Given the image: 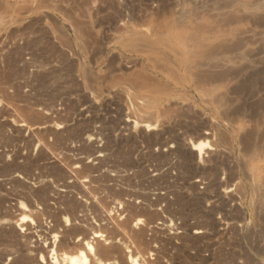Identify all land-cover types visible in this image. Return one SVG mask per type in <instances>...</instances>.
Here are the masks:
<instances>
[{
	"label": "rangeland",
	"instance_id": "rangeland-1",
	"mask_svg": "<svg viewBox=\"0 0 264 264\" xmlns=\"http://www.w3.org/2000/svg\"><path fill=\"white\" fill-rule=\"evenodd\" d=\"M0 1V7H2L0 8L1 14L4 4L10 2L11 0ZM125 1L129 2L126 3ZM125 1L108 0L103 3L102 6L104 5V12L101 11V13L103 14H100L103 18L99 16L98 13V21L91 24H86L87 30L86 28H82L86 25H81L79 27L76 26L75 30V26L73 25V27L72 25L67 24V22L64 21V17L60 13H56L58 19L60 18L59 23L52 24L49 21H37V17H39L38 14L30 15L31 13L28 12L24 13L14 11L13 14L16 16L17 23H14L10 26L6 25L7 28L5 27V25L0 26V143H2L0 144V148L2 147L0 149V152H2L0 153V264H41L42 262L44 264H69V260L67 259V257L71 258L77 256V251H73V249H71L73 248V246L69 244V242H67L69 233H67L68 235L64 234L58 237L55 241L56 243H53L54 245L51 243H46L47 245H49L47 246L45 244L46 238H48L49 241L53 242V239L55 238L57 232H53L48 229V226L51 222L50 219L46 217V215L48 216L47 212H45L43 207L40 205L39 200L37 199V193L44 188L45 184L59 187L58 180H60L62 173L60 168H64L65 166H67L65 168L70 169L71 167L76 165V160L80 157L84 159L85 163H90V156L94 152H92V150L95 149H97V154H100L101 158L104 160H100L101 162L97 161V167H99L94 170L96 174L94 171H91L87 174L91 175L93 178H95L96 176L98 177V180L97 178H95L96 180L93 179L92 182V185H98L97 193H99V195L97 194V197L99 199L101 197V199L103 198L105 200L110 199L114 197L115 190L117 192L120 190L119 188H121V190L125 188L124 190L131 191L132 193H129L134 195L133 200L135 205L137 204L138 207H135L133 210L142 212L143 216L141 215V217L146 219L148 218L149 220H145V222H148L146 223L147 230L145 232V238L147 240H145L146 244L143 243L144 246L142 245V243H136L132 241V238H129L131 236L124 226L125 222L122 223L124 220L121 219L122 225L120 227V230L121 232L123 231V233H121L122 236L121 234H109L107 237H104L102 242V249L99 247L100 249L98 250H102L103 255L100 254L102 252L97 251V255L90 258V264H121L120 261H118L120 250L127 251L130 254L129 257L131 261L137 260L139 259L140 255L138 254V252L140 253V250H143L142 248L147 249L149 247L155 249L158 248L157 250L159 259H161V262L164 260L163 263L165 264H168V262H171V264H264V0ZM167 1L169 2V4L167 3ZM238 2L241 4V6ZM243 2H245L247 5ZM257 2L261 4L258 5ZM163 3H166V5ZM117 5H119V7ZM242 5L244 7H242ZM156 6L158 8H156ZM159 6L163 8H160ZM106 7L108 11H106ZM248 7H250L251 9ZM141 8L142 10H140ZM143 8L145 11L143 10ZM132 9L134 10L133 15H130V10ZM185 9L187 11H185ZM110 10L112 14L110 13ZM119 10L125 11V13L123 14L124 16H119V13H117V11ZM183 10L186 13L185 15H183ZM217 10L221 11L219 12ZM225 10L227 11L225 12ZM228 10L233 11L230 12ZM155 11H157L158 13H156ZM240 11L242 14L240 13ZM222 12H225L227 14ZM178 13L180 15H178ZM201 13H204V16ZM106 14L108 15L106 16ZM163 15L165 16V18L163 17ZM190 15L191 17H189ZM195 15L198 16L196 17ZM233 15L236 17H234ZM105 16L107 18H104ZM138 16L139 18H137ZM229 16L232 18H230ZM113 19L125 20L130 23H134L140 19L143 21L146 20L145 25L151 26L154 35L162 38L163 43H157L155 49L150 50L146 49V47L140 45L137 42L135 44L126 39L123 40L122 38H117V25L116 23H114ZM230 19L232 21H230ZM45 22L53 26H50ZM29 23L31 26L29 25ZM169 23L171 24L170 27ZM183 23L186 24L184 25ZM200 23H202L203 25L201 24V26ZM212 23L214 24V26ZM195 25H197V27ZM207 25L210 26L208 27L209 30L208 28H205L207 27ZM114 26L116 27L114 28ZM236 28L240 30H236ZM24 29H26V31L22 32L21 30ZM27 29H29V32L27 31ZM78 30L81 31L79 32ZM105 30H107L108 32ZM178 30H180L181 32ZM42 31H44V33ZM54 32H58V34L60 35ZM187 32L191 34H186ZM15 33H18L20 35H14ZM53 33L54 35H52ZM192 33H194L193 38ZM197 33L199 34V37L196 35ZM10 34H13L14 36H10ZM32 34H34V36ZM63 35L64 37H66L63 38ZM75 35L77 37H75ZM92 35L96 37L94 38ZM9 36L11 37V39L9 38ZM15 36L17 38L14 40ZM200 36H202V38H200ZM226 36L229 38H227ZM24 37L25 41H23ZM177 37H179L180 39ZM18 38V43H14V41H16ZM26 38L28 39L26 40ZM45 38L48 39L46 40ZM61 38L65 40L61 41ZM98 38L100 40L102 39L103 42L98 40ZM213 38H215V40ZM51 39L52 41H50ZM163 39L165 42L163 41ZM202 39L204 40L202 41ZM180 41L183 43H181ZM186 41H188V46L187 44H185ZM235 41L236 43H233ZM49 42H51L52 44ZM86 43H88V45H86ZM238 43L242 44L243 46L240 44V46H238ZM167 44L171 45L170 47L172 48L175 46L176 47L172 50L166 47ZM79 45H81V47H78ZM212 45H214V47H212ZM232 46L237 49H234ZM247 47H249L248 49H250L251 47L254 50H246V52L244 49H247ZM138 48H140L141 50H139ZM78 49L80 52L78 51ZM84 49L87 51V53ZM223 49L224 52H222ZM129 50H131V52ZM63 51L64 53H62ZM239 52L242 53V55L239 54ZM53 53H58L59 57L56 56V54L54 55ZM78 53H80V55H78ZM134 55L136 56V58ZM234 55L237 57H235ZM51 56L52 58L50 59ZM140 56L142 57V59ZM219 56H221L222 58ZM75 58L77 62L76 60H74ZM57 59L58 62L56 61ZM235 59L239 63L236 62ZM179 62L181 65L179 64ZM214 63L216 64V67ZM164 65L167 70L165 68H162ZM136 66L138 67L136 68ZM141 67H143L144 69H140ZM236 67L238 68V70ZM86 68L88 69L85 70ZM178 68L179 71L177 70ZM191 68L194 70L196 69L197 71L191 70ZM198 68L199 71L202 70L200 71L202 73L198 72ZM233 68L235 70H233ZM137 69H139V72L144 71L143 76L141 72L139 73L137 71ZM207 69L208 72L206 71ZM222 70L227 73H222ZM79 71L82 74L80 75L81 77L79 76ZM90 71H92L93 73ZM133 71L137 72V74H135ZM187 71L189 73L191 72V75ZM212 72H215V75ZM120 73L121 76H124V78L121 77L122 80H120L119 77ZM138 73L141 74L142 77L139 76ZM199 73L202 75H200ZM218 73L220 74V76ZM198 74L200 75V77H198ZM205 74L207 75L206 77L208 81L206 79V81L204 80ZM208 74L211 77L208 78ZM2 75H4L5 78ZM154 75L155 77H153ZM216 75L219 77H217ZM102 76L104 77V79ZM112 76L114 77L113 80L111 79ZM125 76H127V79H125ZM196 76L198 77V79H201L203 77V79L199 81L200 83L195 80L197 79ZM118 77L119 80L117 79ZM134 77L135 80H137L138 84L133 83ZM148 78L151 79L149 80ZM153 78H156L158 80ZM81 79H84L85 82ZM138 79L141 80V83L144 82V85L140 83L143 88L139 86ZM188 79L191 80L189 81ZM145 80L149 81V86L147 85L148 83L145 85ZM123 81H125L126 84L123 85V83H125ZM156 81H160V84L163 81L162 84L165 86V88L162 86V84H156ZM75 82H78L79 84L77 83V85H74L76 84ZM92 82L93 84L97 83L99 87L97 86V84H95L96 86L91 84ZM165 82L167 83L166 85L164 84ZM89 83L91 86L88 85ZM119 83L120 85H118ZM130 83L132 84V86ZM211 83L213 86L211 85ZM154 85H156L159 89H156ZM159 85L162 87H160ZM206 85H208V88H206ZM210 85L212 86V88ZM167 86H170L169 89ZM91 87L94 88L92 89ZM145 87L150 91L148 92ZM149 87L154 88V90ZM16 88H18L20 91ZM175 88L176 91H174ZM206 89H208L209 91ZM222 89H224V91ZM102 91H104V93ZM115 92H118L121 97H119V95ZM222 92L224 94H222ZM164 93H166L167 96ZM122 96L124 98H122ZM121 98L123 100H121ZM131 98L133 99L132 101H134L135 99L136 103L132 102ZM142 98L144 99L142 100ZM128 100L129 103L131 101V105L128 103ZM149 101L150 103L154 101V104H150ZM6 103L9 105H7ZM102 103L105 105H103ZM126 103L129 105H127ZM140 103L143 105H141ZM144 103L147 105H145ZM21 104L22 106H20ZM88 105H90V108ZM136 106L137 109H140L141 111L135 109ZM145 111L147 112L145 113ZM128 112L130 116L129 114H127ZM133 116H137L138 119L137 117L134 118ZM139 117L141 118V120ZM80 122L82 123V125L80 124ZM38 127L41 129H38ZM85 127H87L88 130L87 128L85 129ZM82 128H84V130ZM150 129H152L153 131ZM29 133L34 135L32 136ZM63 134L64 138H62ZM55 135H59V138ZM216 135H220L219 138H217ZM31 136L33 138H31ZM28 137L30 140H24V138L28 139ZM82 138L91 140L81 146ZM46 141L49 142L48 146L53 147L52 149H49L48 147L47 150L49 151H47L45 148L47 146ZM44 142L46 143V145H44ZM78 142H80L81 144H79ZM78 145L82 148V150ZM24 146L26 147L24 148ZM29 146L30 148H28ZM75 146H77V148H79L80 150L75 148ZM90 146L92 147V149ZM98 147L100 148L98 149ZM67 148L69 150H67ZM51 150L53 153L51 152ZM211 150L212 152H209ZM218 150H220L224 155H222ZM40 151L44 156L40 153ZM46 155L50 156L47 158ZM106 155L108 156L106 157ZM22 157H24V160L22 159ZM74 157L77 158L74 159ZM28 159H30V161ZM106 160L108 162H106ZM60 164H62L61 167H59ZM110 165H114L115 167ZM100 170L105 172L102 174ZM57 172L58 174H60L59 176ZM53 175H56V178H54L56 183L53 182ZM110 175L112 177H110ZM115 175L118 177H115ZM57 178H59L57 180L58 182L56 181ZM100 179H102V181ZM119 179L122 181H120ZM16 182L18 184H16ZM114 183L116 185H114ZM103 185L104 188L102 187ZM107 185H111V187L108 188L109 186L107 187ZM164 186H166V188ZM105 187H107V191ZM159 187L162 189H160ZM170 190L171 192H168ZM109 191L111 192L108 193ZM200 191L202 193H200ZM172 192L174 194H172ZM140 193H142L141 195L146 200L143 199ZM100 194H103V196H100ZM105 195L107 196L105 197ZM158 195H160V197L164 195L165 197L162 196V198H160ZM172 197H174L175 200ZM159 198L160 200H158ZM156 199L159 201V203L158 201H156ZM30 201L31 203H26ZM138 202L147 205H139ZM31 204H34V207H31ZM164 205L168 208V210L166 207L164 209ZM20 207L22 208L21 210ZM163 209L164 212L166 210V213L163 212ZM169 209L172 211V214H169L171 212H168ZM28 210L32 211V213ZM155 214L157 215V218L155 217ZM168 214L172 216L170 217ZM173 214L175 218H173ZM159 215L161 216L159 217ZM24 222L31 225L30 230L26 229V226L23 225ZM21 224L23 225V228ZM74 224L77 225V222H75ZM184 226H186L187 229H185L186 227ZM21 228L26 234L25 237H22L19 232L20 230H22ZM102 229L104 230L102 224L97 220V231L102 233ZM160 229H164L163 232H161ZM196 230H200L201 232L197 235L194 233V231ZM179 234L183 235L180 236ZM128 238L130 239V242H128ZM155 240H157L158 242L156 241L155 243ZM58 242H62L63 244L60 249L56 247ZM129 243L132 244L129 245ZM22 244H24L23 247H21ZM161 246H165L163 247L164 249H162ZM159 248L161 249L159 250ZM112 249H115L116 252H114V250ZM44 250L46 253L44 252ZM193 252L195 254H193ZM191 254L193 255L191 256ZM198 255L200 256L198 257ZM41 258H43V260Z\"/></svg>",
	"mask_w": 264,
	"mask_h": 264
},
{
	"label": "bare ground",
	"instance_id": "bare-ground-1",
	"mask_svg": "<svg viewBox=\"0 0 264 264\" xmlns=\"http://www.w3.org/2000/svg\"><path fill=\"white\" fill-rule=\"evenodd\" d=\"M4 1V0H3ZM106 1H108V0H11L10 2H8V3H5L4 4V6H3V10H2V13L0 14V26H3V25H5V27H6V25H13L14 23H17V21H16V16L13 14V12L14 11H16V12H24V13H26V12H28V13H31L30 15H32V14H38L39 15V17H37L38 18V20L37 21H46V22H50V23H52V24H57V23H59V19H58V17H57V14L56 13H60L63 17H64V21L65 22H67V24H70V25H74L73 27L75 28V30H76V26L77 27H79V26H83V25H86V24H91V23H94V22H97L98 20H97V14L99 13V16H101L103 13H101V11H103L104 10V8H103V6H102V4L103 3H105ZM111 1V0H110ZM125 1V0H124ZM130 1H132V0H130ZM145 1V0H144ZM152 1V0H151ZM156 1H158V0H156ZM234 1V0H233ZM240 1V0H239ZM251 1V0H250ZM252 1H254V0H252ZM117 2V1H116ZM126 3L127 2H129V1H125ZM147 2V1H146ZM172 2V1H171ZM213 2V1H212ZM0 3H1V1H0ZM136 3H137V1H136ZM139 3V2H138ZM140 3H141V1H140ZM143 3V2H142ZM167 3L169 4V2L167 1ZM187 3H188V1H187ZM203 3V2H202ZM231 3V2H230ZM239 3V2H238ZM238 3H237V5H238ZM243 3H245V2H243ZM258 3V5L259 4H261V3H259V2H257ZM113 4V3H112ZM115 4H117V3H115ZM114 4V5H115ZM118 4H119V2H118ZM162 4V3H161ZM163 4H165L166 5V3H163ZM236 4V3H235ZM240 4V3H239ZM246 4V3H245ZM113 5V6H114ZM124 5V4H123ZM148 5V4H147ZM146 5V6H147ZM156 5V4H155ZM175 5V4H174ZM244 5V4H243ZM242 5V7H244ZM247 5V4H246ZM245 5V6H246ZM255 5V4H254ZM108 6V5H107ZM112 6V7H113ZM118 7H119V5H117ZM141 6H143V5H141ZM162 6V5H161ZM180 6V5H179ZM179 6H176V7H179ZM214 6V5H213ZM212 6V7H213ZM226 6V5H225ZM228 6V5H227ZM236 6V5H235ZM240 6H241V4H240ZM249 6V5H248ZM145 7V6H144ZM149 7V6H148ZM160 7V6H159ZM183 7V6H182ZM181 7V8H182ZM220 7H221V5H220ZM219 7V8H220ZM255 7H258V6H255ZM261 7V6H260ZM0 8H2V7H0ZM116 8V7H115ZM130 8H133V7H130ZM136 8H138V7H136ZM154 8V7H153ZM156 8H158L157 6H156ZM160 8H163V7H160ZM165 8V7H164ZM168 8V7H167ZM214 8H217V7H214ZM248 8H250V7H248ZM248 8H246V9H248ZM110 9H111V7H110ZM149 9V8H148ZM176 9V8H175ZM174 9V10H175ZM184 9V8H183ZM193 9V8H192ZM192 9H190V10H192ZM195 9V8H194ZM224 9V8H223ZM230 9V8H229ZM239 9V8H238ZM251 9V8H250ZM117 10V9H116ZM122 10H123V7H122ZM139 10V9H138ZM140 10H142V8L140 9ZM143 10H144V8H143ZM147 10V9H146ZM154 10H156V9H154ZM172 10V9H171ZM173 10V11H174ZM241 10V9H240ZM253 10H255V9H253ZM106 11H108L107 10V7H106ZM115 11V10H114ZM113 11V12H114ZM133 9L132 10H130V15H133ZM145 11V10H144ZM181 11V10H180ZM184 11V10H183ZM185 11H187L186 9H185ZM185 11L183 12L184 14L183 15H185L186 13H185ZM195 11V10H194ZM199 11V10H198ZM197 11V12H198ZM216 11V10H215ZM217 11H221V10H217ZM227 10H225V12H226ZM228 11H230V10H228ZM231 11H233V10H231ZM230 11V12H231ZM245 11V10H244ZM104 12V11H103ZM116 12V11H115ZM150 12H151V10H150ZM156 13H158L157 11H155ZM165 12H166V10H165ZM225 12H222V13H225ZM235 12V11H234ZM110 13H111V10H110ZM117 13H119V16H122L124 13H125V11H121V10H119V11H117ZM146 13V12H145ZM180 13V12H179ZM178 13V15H180ZM189 13V12H188ZM205 13V12H204ZM204 13L202 14L203 16H204ZM238 13V12H237ZM240 13H241V11H240ZM252 13H253V11H252ZM101 14V15H100ZM105 14V13H104ZM112 14V13H111ZM135 14V13H134ZM151 14V13H150ZM167 14V13H166ZM190 14V13H189ZM196 14V13H195ZM225 14H227V13H225ZM230 14H232V13H230ZM242 14V13H241ZM108 14H106V16H107ZM118 15V14H117ZM138 15V14H137ZM147 15V14H146ZM152 15V14H151ZM155 15V14H154ZM153 15V16H154ZM173 15V14H172ZM182 15V16H183ZM200 15V14H199ZM202 15H201V17H202ZM215 15V14H214ZM239 15V14H238ZM98 16V17H99ZM104 17V18H107V17ZM118 16V17H119ZM124 16V15H123ZM136 16V15H135ZM142 16V15H141ZM145 16V15H144ZM158 16V15H157ZM196 17L198 16V15H195ZM210 16V15H209ZM218 16V15H217ZM227 16V15H226ZM234 16V15H233ZM248 16V15H247ZM35 17V16H34ZM33 17V18H34ZM102 17V16H101ZM163 17L165 18V16L163 15ZM189 17H191V15L189 16ZM230 17V16H229ZM234 17H236V16H234ZM233 17V18H234ZM103 18V17H102ZM102 18H99V19H102ZM120 18H123V17H120ZM137 18H139V16L137 17ZM155 18H157V17H155ZM193 18V17H192ZM230 18H232V17H230ZM29 19V18H28ZM32 19V18H31ZM109 19V18H108ZM143 19V18H142ZM145 19V18H144ZM176 19V18H175ZM182 19H183V17H182ZM190 19V18H189ZM226 19H227V17H226ZM225 19V20H226ZM229 19V18H228ZM246 19V18H245ZM30 20V19H29ZM111 20V19H110ZM114 20V23H116V25H117V28H116V33H117V35H116V37L117 38H122L123 40L124 39H126V40H128V41H130V42H133V43H135L136 44V42L137 43H139L140 45H143L144 47H146V49H150V50H154L155 49V46H156V44L157 43H161L162 42V38H160V37H158V36H156V35H154V32H153V30H152V28H151V26H148V25H145V21H143V20H138V21H136V20H134V21H136V22H134V23H130V22H128V21H125V20H115V19H113ZM131 20V19H130ZM172 20H173V18H172ZM215 20V19H214ZM20 21V20H19ZM18 21V22H19ZM32 21V20H31ZM109 21V20H108ZM132 21V20H131ZM171 21V20H170ZM178 21V20H177ZM189 21V20H188ZM210 21V20H209ZM230 21H232L231 19H230ZM45 22V23H46ZM100 22V21H99ZM149 22V21H148ZM204 22V21H203ZM213 22V21H212ZM225 22V21H224ZM228 22V21H227ZM257 22V21H256ZM40 23V22H39ZM172 23V22H171ZM179 23V22H178ZM191 23H192V21H191ZM207 23V22H206ZM209 23V22H208ZM222 23V22H221ZM27 24H28V22H27ZM46 24H48V23H46ZM157 24V23H156ZM177 24V23H176ZM184 24V23H183ZM186 24V23H185ZM184 24V25H185ZM190 24V23H189ZM188 24V25H189ZM193 24H195V23H193ZM193 24H192V26H193ZM202 23H200V25H201ZM213 24V23H212ZM217 24V23H216ZM223 24H225V23H223ZM29 25H30V23H29ZM48 25H50V26H53V25H51V24H48ZM63 25V24H62ZM103 25V24H102ZM170 23H169V27H170ZM191 25V24H190ZM203 25V24H202ZM201 25V26H202ZM31 26V25H30ZM40 26V25H39ZM47 26V25H46ZM58 26V25H57ZM156 26V25H155ZM168 26V25H167ZM177 26V25H176ZM196 27H197V25H195ZM194 26V27H195ZM213 26H214V24H213ZM221 26V25H220ZM258 26V25H257ZM18 27V26H17ZM35 27V26H34ZM55 27V26H54ZM54 27H52V28H54ZM59 27V26H58ZM87 27V25L85 26V27H82V28H86ZM102 27V26H101ZM107 27V26H106ZM116 26H114V28H115ZM205 27V26H204ZM208 27H210V26H208L207 25V27H205V28H208ZM211 27H212V25H211ZM4 28V27H3ZM2 28V29H3ZM7 28V27H6ZM13 28V27H12ZM29 28V27H28ZM36 28V27H35ZM41 28H42V26H41ZM50 28V27H49ZM74 28H72V29H74ZM81 28V29H82ZM93 28V27H92ZM112 28V27H111ZM166 28V27H165ZM164 28V29H165ZM182 28V27H181ZM216 28V27H215ZM1 29V30H2ZM5 29V28H4ZM15 29V28H14ZM21 29V28H20ZM30 29V28H29ZM29 29H27V31L29 30ZM34 29V28H33ZM89 29V28H88ZM168 29V28H167ZM177 29V28H176ZM180 29V28H179ZM194 29V28H193ZM200 29V28H199ZM202 29V28H201ZM238 28H236V30H237ZM35 30V29H34ZM39 30H42V29H39ZM44 30V29H43ZM55 30V29H54ZM53 30V31H54ZM85 30V29H84ZM86 30H87V28H86ZM102 30V29H101ZM174 30V29H173ZM183 30H184V28H183ZM192 30V29H191ZM208 30H209V28H208ZM215 30V29H214ZM219 30V29H218ZM238 30H240V29H238ZM242 30V29H241ZM17 31V30H16ZM16 31H14V32H16ZM22 32L23 31H26V29H24V30H21ZM57 31H58V29H57ZM79 31V30H78ZM81 31V30H80ZM79 31V32H80ZM103 31V30H102ZM105 31H107V30H105ZM170 31V30H169ZM168 31V32H169ZM178 31H180V30H178ZM190 31V30H189ZM211 31V30H210ZM29 32V31H28ZM43 33H44V31H42ZM47 32H49V31H47ZM60 32V31H59ZM76 32V31H75ZM74 32V33H75ZM84 32V31H83ZM85 32H87V31H85ZM100 32V31H99ZM108 32V31H107ZM181 32V31H180ZM179 32V33H180ZM219 32V31H218ZM222 32V31H221ZM7 33V32H6ZM13 33V32H12ZM32 33V32H31ZM54 33H56V32H54ZM54 33L52 34V35H54ZM66 33V32H65ZM90 33V32H89ZM93 33V32H92ZM91 33V34H92ZM102 33V32H101ZM18 34V33H17ZM16 33L14 34V35H17ZM36 34V33H35ZM56 34H58V32L56 33ZM63 34V33H62ZM61 34V35H62ZM79 34V33H78ZM86 34V33H85ZM88 34V33H87ZM99 34V33H98ZM111 34V33H110ZM186 34H191V33H186ZM193 34L194 33H192V38H193ZM207 34V33H206ZM13 34L11 35L10 34V36H14ZM20 34H18L17 36H19ZM29 35V34H28ZM33 36H34V34H32ZM38 35V34H37ZM36 35V36H37ZM58 35H60V34H58ZM70 35V34H69ZM81 35V34H80ZM84 35V34H83ZM106 35V34H105ZM108 35V34H107ZM160 35H162V34H160ZM159 35V36H160ZM176 35V34H175ZM183 35V34H182ZM185 35V34H184ZM197 36L199 35L198 33L196 34ZM221 35V34H220ZM226 35V34H225ZM4 36V35H3ZM6 36V35H5ZM9 36V38L11 39V37ZM23 36V35H22ZM30 36V35H29ZM29 36H28V38H29ZM56 36V35H55ZM73 36V35H72ZM85 36V35H84ZM84 36H83V38H84ZM93 36V35H92ZM103 36V35H102ZM114 36V35H113ZM165 36H167V35H165ZM164 36V37H165ZM181 36V35H180ZM208 36V35H207ZM222 36V35H221ZM26 37V36H25ZM25 37H24V40L23 41H25ZM31 37V36H30ZM47 37V36H46ZM58 37V36H57ZM57 37H55V38H57ZM66 37V36H65ZM64 37V35H63V38H65ZM75 37H77L76 35H75ZM94 37V36H93ZM96 37V36H95ZM94 37V38H95ZM100 37H101V35H100ZM163 37V36H162ZM199 37V36H198ZM203 37H204V35H203ZM211 37V36H210ZM224 37V36H223ZM227 37V36H226ZM8 38V37H7ZM6 38V39H7ZM17 37L15 36L14 37V40L16 39ZM28 38H26V40L28 39ZM60 38V37H59ZM80 38V37H79ZM86 38V37H85ZM166 38V37H165ZM170 38V37H169ZM177 38H179V37H177ZM184 38V37H183ZM200 38H202V36H200ZM221 38V37H220ZM227 38H229V37H227ZM46 39V38H45ZM48 39V38H47ZM46 39V40H47ZM62 39V38H61ZM67 39V38H66ZM76 39V38H75ZM81 39H82V37H81ZM168 39V38H167ZM166 39V40H167ZM180 39V38H179ZM214 40H215V38H213ZM13 40V41H14ZM19 40V38L16 40V41H14V43L16 42V43H18L17 41ZM63 40H65V39H62L61 41H63ZM86 40V39H85ZM98 40H100L99 38H98ZM118 40V39H117ZM177 40V39H176ZM186 40V39H185ZM198 40V39H197ZM204 39H202V41H203ZM208 40V39H207ZM211 40H212V38H211ZM221 40V39H220ZM232 40V39H231ZM2 41H5V40H2ZM13 41H11V42H13ZM21 41H22V39H21ZM29 41V40H28ZM28 41H26V42H28ZM50 41H52V39L50 40ZM72 41V40H71ZM88 41V40H87ZM100 41H102V39L100 40ZM163 41H164V39H163ZM171 41V40H170ZM178 41V40H177ZM193 41V40H192ZM192 41H190V42H192ZM200 41V40H199ZM206 41V40H205ZM204 41V42H205ZM218 41V40H217ZM243 41V40H242ZM254 41V40H253ZM10 42V41H9ZM56 42V41H55ZM60 42V41H59ZM86 42V41H85ZM103 42V41H102ZM108 42V41H107ZM165 42V41H164ZM181 42V41H180ZM185 42V41H184ZM187 42L188 41H186V43L185 44H187ZM207 42V41H206ZM223 42V41H222ZM230 42V41H229ZM247 42V41H246ZM20 43H22V42H20ZM49 43H51V42H49ZM64 43V42H63ZM66 43H67V41H66ZM94 43H95V41H94ZM115 43H117V42H115ZM163 43V42H162ZM181 43H183V42H181ZM208 43H210V42H208ZM212 43V42H211ZM231 43V42H230ZM233 43H236V41L235 42H233ZM256 43V42H255ZM263 43V42H262ZM2 44V43H1ZM3 44H4V42H3ZM52 44V43H51ZM54 44V43H53ZM61 44H62V42H61ZM92 44V43H91ZM111 44V43H110ZM192 44V43H191ZM207 44V43H206ZM217 44V43H216ZM221 44V43H220ZM240 43H238V46H240V45H242V44H240ZM48 45V44H47ZM68 45V44H67ZM81 45H82V43H81ZM81 45H79L78 47H81ZM86 45H88V43H86ZM89 45H90V40H89ZM96 45V44H95ZM112 45V44H111ZM129 45V44H128ZM202 45V44H201ZM204 45V44H203ZM226 45V44H225ZM12 46V45H11ZM58 46V45H57ZM69 46V45H68ZM120 46V45H119ZM165 46V45H164ZM171 45H168L167 44V46L166 47H168V48H170V49H172L173 50V48H175V47H170ZM187 46H188V44H187ZM211 46V45H210ZM237 46V45H236ZM243 46V45H242ZM241 46V47H242ZM60 47V46H59ZM77 47V48H78ZM83 47V46H82ZM85 47V46H84ZM89 47V46H88ZM87 47V48H88ZM131 47V46H130ZM163 47V46H162ZM161 47V48H162ZM165 47V48H166ZM201 47V46H200ZM212 47H214V45H212ZM215 47H217V46H215ZM233 47V46H232ZM231 47V48H232ZM9 48V47H8ZM61 48V47H60ZM63 48V47H62ZM210 48V47H209ZM234 48V47H233ZM249 47H247V49H244L245 51L246 50H251L252 48L250 47V49H248ZM257 48V47H256ZM64 49V48H63ZM68 49V48H67ZM71 49V48H70ZM86 49V48H85ZM84 49V50H85ZM137 49V48H136ZM139 50H141L140 48H138ZM186 49H187V47H186ZM200 49V48H199ZM207 49V48H206ZM212 49V48H211ZM214 49V48H213ZM234 49H237V48H234ZM3 50V49H2ZM13 50V49H12ZM47 50V49H46ZM50 50V49H49ZM48 50V51H49ZM53 50V49H52ZM66 50V49H65ZM77 50V49H76ZM126 50H128V49H126ZM157 50V49H156ZM163 50V49H162ZM191 50V49H190ZM226 50V49H225ZM228 50V49H227ZM252 50H254V49H252ZM19 51V50H18ZM51 51V50H50ZM78 51H79V49H78ZM86 51V50H85ZM130 52H131V50H129ZM146 51V50H145ZM230 51V50H229ZM258 51V50H257ZM52 52V51H51ZM59 52V51H58ZM61 52V51H60ZM71 52V51H70ZM80 52V51H79ZM143 52V51H142ZM175 52V51H174ZM222 52H224V49H223V51ZM247 52V51H246ZM250 52V51H249ZM62 53H64V51L62 52ZM86 53H87V51H86ZM90 53V52H89ZM94 53V52H93ZM101 53H102V51H101ZM190 53V52H189ZM218 53V52H217ZM234 53V52H233ZM254 53V52H253ZM51 54V53H50ZM54 54V53H53ZM56 54V53H55ZM54 54V55H55ZM61 54V53H60ZM83 54V53H82ZM99 54V53H98ZM138 54V53H137ZM161 54H163V53H161ZM167 54V53H166ZM171 54V53H170ZM175 54V53H174ZM180 54V53H179ZM239 54H241L242 55V53H240L239 52ZM52 55V54H51ZM62 55V54H61ZM60 55V56H61ZM64 55V54H63ZM66 55V54H65ZM69 55V54H68ZM78 55H80V53H78ZM100 55V54H99ZM121 55V54H120ZM131 55V54H130ZM227 55H229V54H227ZM227 55H226V57H227ZM230 55H232V54H230ZM255 55V54H254ZM21 56V55H20ZM56 56H58V53L56 54ZM56 56H55V58H56ZM119 56V55H118ZM125 56V55H124ZM123 56V57H124ZM127 56H129V55H127ZM135 56V55H134ZM165 56V55H164ZM202 56V55H201ZM200 56V57H201ZM235 56V55H234ZM244 56V55H243ZM246 56V55H245ZM59 57V56H58ZM57 57V58H58ZM78 57H80V56H78ZM99 57V56H98ZM126 57V56H125ZM141 57V56H140ZM172 57V56H171ZM176 57V56H175ZM179 57H181V56H179ZM188 57V56H187ZM191 57H193V56H191ZM198 57V56H197ZM197 57H195V58H197ZM203 57V56H202ZM219 57H221V56H219ZM235 57H237V56H235ZM254 57V56H253ZM1 58V57H0ZM18 58H19V56H18ZM52 58V56L50 57V59ZM64 58H65V56H64ZM63 58V59H64ZM80 58H82V57H80ZM94 58V57H93ZM96 58V57H95ZM127 58V57H126ZM125 58V59H126ZM135 58H136V56H135ZM150 58V57H149ZM185 58V57H184ZM199 58V57H198ZM222 58V57H221ZM220 58V59H221ZM17 59V58H16ZM29 59V58H28ZM49 59V60H50ZM99 59V58H98ZM97 59V60H98ZM141 59H142V57H141ZM172 59V58H171ZM204 59V58H203ZM226 59V58H225ZM229 59V58H228ZM242 59V58H241ZM62 60V59H61ZM71 60H73V59H71ZM70 60V61H71ZM74 60H76V58L74 59ZM120 60V59H119ZM131 60V59H130ZM175 60V59H174ZM178 60V59H177ZM177 60H176V62H177ZM218 60V59H217ZM224 60V59H223ZM234 60V59H233ZM240 60V59H239ZM244 60V59H243ZM57 62H58V59L56 60ZM63 61V60H62ZM67 61V60H66ZM92 61V60H91ZM132 61V60H131ZM130 61V62H131ZM168 61V60H167ZM191 61V60H190ZM193 61V60H192ZM202 61V60H201ZM214 61V60H213ZM220 61V60H219ZM235 61H236V59H235ZM60 62V61H59ZM76 62H77V60H76ZM126 62V61H125ZM129 62V61H128ZM141 62V61H140ZM217 62V61H216ZM234 62V61H233ZM236 62H238V61H236ZM34 63V62H33ZM73 63V62H72ZM88 63V62H87ZM119 63H121V62H119ZM132 63V62H131ZM156 63V62H155ZM186 63H187V61H186ZM200 63V62H199ZM218 63V62H217ZM221 63V62H220ZM219 63V64H220ZM230 63V62H229ZM231 63H232V60H231ZM235 63V62H234ZM239 63V62H238ZM238 63H237V65H238ZM90 64V63H89ZM94 64V63H93ZM92 64V65H93ZM158 64V63H157ZM179 64H180V62H179ZM211 64H213V63H211ZM215 64V63H214ZM222 64V63H221ZM245 64V63H244ZM251 64V63H250ZM74 65V64H73ZM83 65V64H82ZM130 65V64H129ZM154 65V64H153ZM159 65H160V63H159ZM163 65V64H162ZM181 65V64H180ZM179 65V66H180ZM200 65H202V64H200ZM242 65V64H241ZM248 65V64H247ZM253 65V64H252ZM256 65V64H255ZM132 66H135V65H132ZM142 66V65H141ZM145 66V65H144ZM174 66V65H173ZM193 66V65H192ZM207 66V65H206ZM223 66V65H222ZM232 66V65H231ZM243 66H245V65H243ZM129 67V66H128ZM138 66H136V68H137ZM160 67H161V65H160ZM197 67V66H196ZM199 67V66H198ZM215 67H216V64H215ZM228 67V66H227ZM230 67V66H229ZM247 67V66H246ZM249 67V66H248ZM257 67V66H256ZM12 68V67H11ZM124 68V67H123ZM134 68V67H133ZM147 68V67H146ZM149 68V67H148ZM159 68V67H158ZM162 68H165V65L162 67ZM209 68V67H208ZM231 68V67H230ZM237 68V67H236ZM88 68H86L85 70H87ZM122 69V68H121ZM132 69V68H131ZM140 69H144L143 67H141ZM161 69V68H160ZM166 70H167V68H165ZM164 69V70H165ZM202 69V68H201ZM212 69H215V68H212ZM211 69V70H212ZM251 69V68H250ZM98 70H100V69H98ZM109 70V69H108ZM123 70V69H122ZM125 70V69H124ZM133 70V69H132ZM178 71H179V68L177 69ZM191 70H194V69H192L191 68ZM196 70V69H195ZM194 70V71H195ZM232 70V69H231ZM233 70H235L234 68H233ZM237 70H238V68H237ZM247 70H249V69H247ZM252 70V69H251ZM255 70V69H254ZM73 71H74V68H73ZM76 71V70H75ZM81 71V70H80ZM79 71V72H80ZM83 71V70H82ZM121 71V70H120ZM137 71L139 72V69H137ZM197 71V70H196ZM200 71H202V70H200ZM199 71V68H198V72H200ZM207 72H208V69L206 70ZM223 71V70H222ZM23 72V71H22ZM36 72V71H35ZM90 72H92V71H90ZM131 72V71H130ZM134 72V71H133ZM141 72V71H140ZM139 72V73H140ZM144 72V71H143ZM143 72H141V74H142V76H143ZM154 72V71H153ZM169 72V71H168ZM168 72H166V73H168ZM188 72V71H187ZM211 72V71H210ZM231 72V71H230ZM252 72V71H251ZM37 73V72H36ZM35 73V74H36ZM47 73V72H46ZM93 73V72H92ZM103 73V72H102ZM101 73V74H102ZM135 74H137V72H134ZM138 73V74H139ZM180 73V72H179ZM189 73V72H188ZM191 73V72H190ZM189 73V74H190ZM197 73V72H196ZM200 73H202V72H200ZM199 73V74H200ZM203 73H204V71H203ZM206 73V72H205ZM214 75H215V72H212ZM221 73V72H220ZM222 73H227V72H222ZM70 74H72V73H70ZM90 74V73H89ZM126 74V73H125ZM141 74H139V76H141ZM187 74V73H186ZM198 74V75H199ZM207 74V73H206ZM204 75V80L206 79L207 80V75ZM219 74V73H218ZM237 74V73H236ZM44 75V74H43ZM51 75V74H50ZM80 75H82L81 74V72L79 73V76ZM93 75V74H92ZM91 75V76H92ZM107 75V74H106ZM110 75V74H109ZM148 75H149V73H148ZM191 75V74H190ZM189 75V76H190ZM200 75H202V74H200ZM200 75L198 76V77H200ZM222 75H224V74H222ZM231 75H232V73H231ZM234 75V74H233ZM262 75V74H261ZM2 76H4V75H2ZM72 76V75H71ZM86 76H87V74H86ZM100 76V75H99ZM104 76V75H103ZM102 76V77H103ZM141 76V77H142ZM178 76V75H177ZM184 76V75H183ZM194 76V75H193ZM217 76V75H216ZM219 76H220V74H219ZM219 76H217V77H219ZM230 76V75H229ZM236 76V75H235ZM67 77V76H66ZM81 77V76H80ZM96 77V76H95ZM101 77V76H100ZM120 80H122L121 79V77H123L124 78V76L122 75L121 76V73H120ZM119 77L117 78L118 80H119ZM127 76H125V79H127L126 78ZM144 77H146V76H144ZM152 77V76H151ZM153 77H155V75L153 76ZM162 77V76H161ZM165 77V76H164ZM188 77V76H187ZM197 77V76H196ZM198 77H197V79H195V80H197V82H199V81H201L202 79H203V77L201 78V79H198ZM209 77H211L209 74H208V78ZM240 77V76H239ZM261 77V76H260ZM4 78H5V76H4ZM69 78V77H68ZM76 78V77H75ZM92 78V77H91ZM93 78H94V76H93ZM130 78V77H129ZM132 78H133V76H132ZM131 78V79H132ZM160 78V77H159ZM172 78V77H171ZM181 78V77H180ZM185 78V77H184ZM192 78V77H191ZM194 78V77H193ZM214 78H215V76H214ZM223 78V77H222ZM73 79V78H72ZM103 79H104V77H103ZM107 79V78H106ZM111 79L113 80L114 79V77L112 76L111 77ZM110 79V80H111ZM130 79V80H131ZM149 79V78H148ZM151 79V78H150ZM149 79V80H150ZM153 79H156V78H153ZM175 79V78H174ZM178 79V78H177ZM227 79V78H226ZM11 80V79H10ZM82 80V79H81ZM115 80H116V78H115ZM135 77H134V79H133V83H137V80H135ZM139 80V79H138ZM156 80H158V79H156ZM164 80V79H163ZM166 80V79H165ZM184 80V79H183ZM189 80V79H188ZM191 80V79H190ZM189 80V81H190ZM194 80V79H193ZM203 80V81H204ZM205 80V81H206ZM217 80V79H216ZM241 80V79H240ZM6 81V80H5ZM4 81V82H5ZM15 81V80H14ZM82 81H84V79L82 80ZM97 81V80H96ZM127 81V80H126ZM129 81V80H128ZM132 81V80H131ZM141 80H139V86H141L140 85V82ZM146 82H145V85L147 84L148 86H149V81L148 80H145ZM148 81V82H147ZM152 81V80H151ZM187 81V80H186ZM188 81V82H189ZM208 81V80H207ZM210 81H211V79H210ZM223 81V80H222ZM232 81V80H231ZM230 81V82H231ZM9 82V81H8ZM74 82V81H73ZM85 82V81H84ZM88 82V81H87ZM98 82V81H97ZM103 82V81H102ZM113 82V81H112ZM123 82H125V81H123ZM122 82V83H123ZM142 82H143V80H142ZM157 83L156 84H160L159 82L160 81H156ZM163 82V81H162ZM162 82H161V84H162ZM174 82V81H173ZM195 82V81H194ZM11 83V82H10ZM76 83V82H75ZM78 83V82H77ZM77 83L76 84H74V85H77ZM95 83V82H94ZM99 83V82H98ZM144 83V82H143ZM143 83H141V84H143ZM200 83V82H199ZM210 83V82H209ZM6 84V83H5ZM17 84V83H16ZM79 84V83H78ZM91 84H93V82L91 83ZM95 84H97V83H95ZM95 84H93L94 86H96ZM110 84V83H109ZM124 84H126V82L125 83H123V85ZM131 84V83H130ZM138 84V83H137ZM160 84V85H161ZM165 85L167 84L166 82L164 83ZM189 84V83H188ZM193 84V83H192ZM232 84V83H231ZM22 85V84H21ZM73 85V84H72ZM73 85V86H74ZM88 85H90V83L88 84ZM92 85V86H93ZM107 85V84H106ZM105 85V86H106ZM118 85H120V83L118 84ZM144 85V84H143ZM159 85V86H160ZM171 85V84H170ZM202 85V84H201ZM211 85H212V83H211ZM210 85V86H211ZM4 86V85H3ZM9 86H11V85H9ZM27 86V85H26ZM68 86V85H67ZM91 86V85H90ZM97 86L99 87V85L97 84ZM102 86V85H101ZM104 86V85H103ZM131 86H132V84H131ZM155 87H156V89H159V88H157V86L156 85H154ZM158 86V87H159ZM162 86L165 88V86L162 84ZM162 86H160V87H162ZM208 85H206V88H208L207 87ZM213 86V85H212ZM212 86H211V88H212ZM6 87V86H5ZM15 87V86H14ZM21 87V86H20ZM33 87V86H32ZM76 87V86H75ZM83 87H84V85H83ZM82 87V88H83ZM87 87V86H86ZM85 87V88H86ZM134 87V86H133ZM132 87V88H133ZM142 88H143V86H141ZM147 87V86H146ZM145 87V88H146ZM168 87V86H167ZM170 87V86H169ZM169 87H168V89H169ZM185 87V86H184ZM228 87H230V86H228ZM2 88V87H1ZM74 88V87H73ZM92 88V87H91ZM94 88V87H93ZM92 88V89H93ZM96 88V87H95ZM108 88V87H107ZM110 88H112V87H110ZM129 88H130V85H129ZM149 88H151V87H149ZM173 88V87H172ZM216 88H217V86H216ZM13 89V88H12ZM16 89H18V88H16ZM15 89V90H16ZM29 89V88H28ZM27 89V90H28ZM91 89V90H92ZM97 89V88H96ZM101 89V88H100ZM137 89V88H136ZM147 89V88H146ZM151 89H153L154 90V88H151ZM179 89V88H178ZM184 89V88H183ZM192 89V88H191ZM221 89V88H220ZM225 89V88H224ZM224 89H222L223 91H224ZM19 90V89H18ZM73 90V89H72ZM90 90V89H89ZM98 90V89H97ZM138 90V89H137ZM140 90V89H139ZM148 90V89H147ZM146 90V91H147ZM201 90V89H200ZM203 90V89H202ZM206 90H208V89H206ZM221 90V91H222ZM252 90V89H251ZM1 91V90H0ZM3 91V90H2ZM20 91V90H19ZM64 91V90H63ZM85 91V90H84ZM106 91V90H105ZM127 91V90H126ZM150 90H148V92H149ZM152 91V90H151ZM174 91H176V88H175V90ZM173 91V92H174ZM177 91H179V90H177ZM209 91V90H208ZM213 91V90H212ZM219 91V90H218ZM7 92V91H6ZM94 92V91H93ZM103 93H104V91H102ZM131 92H133V91H131ZM170 92H172V91H170ZM170 92H169V94H170ZM182 92V91H181ZM16 93V92H15ZM79 93V92H78ZM98 93V92H97ZM96 93V94H97ZM115 93H117L118 94V92H115ZM114 93V94H115ZM178 93V92H177ZM188 93V92H187ZM208 93V92H207ZM206 93V94H207ZM245 93V92H244ZM96 94H94V95H96ZM125 94H127V93H125ZM130 94V93H129ZM147 94V93H146ZM164 94H166V93H164ZM174 94V93H173ZM222 94H224L223 92H222ZM239 94V93H238ZM92 95V94H91ZM101 95V94H100ZM119 95V94H118ZM178 95V94H177ZM216 95V94H215ZM1 96V95H0ZM106 96V95H105ZM115 96V95H114ZM130 96V95H129ZM137 96V95H136ZM146 96V95H145ZM156 96V95H155ZM163 96V95H162ZM166 96H167V94H166ZM208 96V95H207ZM218 96H219V94H218ZM222 96V95H221ZM119 97H121V95H119ZM126 97V96H125ZM150 97V96H149ZM151 97H153V96H151ZM158 97V96H157ZM24 98V97H23ZM103 98V97H102ZM107 98V97H106ZM117 98V97H116ZM122 98H124L123 96H122ZM121 98V100H123ZM130 98V97H129ZM136 98V97H135ZM140 98V97H139ZM147 98V97H146ZM4 99V98H3ZM2 99V100H3ZM9 99V98H8ZM105 99V98H104ZM144 98H142V100H143ZM6 100V99H5ZM26 100V99H25ZM119 100V99H118ZM133 99L131 98V101H132ZM152 100V99H151ZM161 100V99H160ZM210 100V99H209ZM7 101V100H6ZM131 101H130V103H131ZM154 101H155V99H154ZM154 101H152V103L154 102ZM157 101H158V99H157ZM220 101V100H219ZM229 101V100H228ZM262 101V100H261ZM105 102V101H104ZM117 102V101H116ZM122 102V101H121ZM121 102H119V103H121ZM132 102H135L136 103V101H135V99H134V101H132ZM139 102H140V99H139ZM144 102V101H143ZM9 103V102H8ZM27 103V102H26ZM101 103V102H100ZM128 103H129V100H128ZM129 103V104H130ZM149 103H150V101H149ZM152 103H150V104H152ZM161 103V102H160ZM159 103V104H160ZM222 103V102H221ZM260 103H262V102H260ZM7 104V103H6ZM11 104V103H10ZM103 104V103H102ZM108 104V103H107ZM127 104V103H126ZM129 104H127V105H129ZM133 104V103H132ZM141 104V103H140ZM145 104V103H144ZM150 104H149V106H150ZM154 104V103H153ZM259 104V103H258ZM7 105H9V104H7ZM76 105V104H75ZM103 105H105V104H103ZM131 105V104H130ZM136 105V104H135ZM141 105H143V104H141ZM145 105H147V104H145ZM144 105V106H145ZM264 105V104H263ZM2 106V105H1ZM20 106H22V104L20 105ZM87 106V105H86ZM89 106V108H90V105H88ZM158 106V105H157ZM7 107V106H6ZM132 107V106H131ZM262 107V106H261ZM75 108V107H74ZM125 108V107H124ZM129 108V107H128ZM256 108V107H255ZM84 109V108H83ZM105 109V108H104ZM132 109V108H131ZM135 109H137V106H136V108ZM204 109V108H203ZM82 110V109H81ZM137 110H140V109H137ZM2 111V110H1ZM14 111V110H13ZM48 111V110H47ZM141 111V110H140ZM143 111V110H142ZM139 112V111H138ZM147 111H145V113H146ZM168 112V111H167ZM171 112V111H170ZM176 112V111H175ZM256 112V111H255ZM25 113V112H24ZM33 113V112H32ZM137 113V112H136ZM209 113V112H208ZM35 114V113H34ZM127 114H129V112L127 113ZM138 114V113H137ZM143 114V113H142ZM83 115V114H82ZM91 115V114H90ZM141 115V114H140ZM92 116V115H91ZM129 116H130V114H129ZM176 116H178V115H176ZM180 116V115H179ZM80 117V116H79ZM84 117V116H83ZM134 117V116H133ZM137 116H135L134 118H136ZM146 117V116H145ZM150 117H153V116H150ZM20 118H22V117H20ZM45 118V117H44ZM48 118V117H47ZM88 118V117H87ZM133 118V119H134ZM140 118V117H139ZM96 119V118H95ZM137 119H138V117H137ZM136 119V120H137ZM150 119V118H149ZM20 120V119H19ZM29 120V119H28ZM81 120V119H80ZM88 120V119H87ZM123 120V119H122ZM140 120H141V118H140ZM152 120V119H151ZM214 120V119H213ZM124 121V120H123ZM130 121V120H129ZM153 121H155V120H153ZM77 122V121H76ZM99 122V121H98ZM97 122V123H98ZM126 122V121H125ZM193 122V121H192ZM216 122V121H215ZM82 123H83V121H82ZM82 123L80 122V124L82 125ZM85 123V122H84ZM137 123V122H136ZM153 123V122H152ZM155 123V122H154ZM128 124V123H127ZM150 124H151V121H150ZM5 125V124H4ZM26 125V124H25ZM90 125V124H89ZM123 125V124H122ZM234 125H236V124H234ZM22 126V125H21ZM84 126V125H83ZM87 126V125H86ZM129 126V125H128ZM131 126V125H130ZM147 126H150V125H147ZM63 127H65V126H63ZM143 127V126H142ZM23 128V127H22ZM28 128V127H27ZM50 128V127H49ZM51 128H53V127H51ZM62 128V127H61ZM87 127H85V129H86ZM144 128V127H143ZM225 128V127H224ZM5 129V128H4ZM29 129V128H28ZM32 129H34V128H32ZM38 129H41V128H39L38 127ZM83 130H84V128H82ZM139 129V128H138ZM212 129V128H211ZM6 130V129H5ZM48 130H50V129H48ZM66 130V129H65ZM87 130H88V128H87ZM130 130V129H129ZM128 130V131H129ZM143 130V129H142ZM149 130V129H148ZM150 130H152V129H150ZM7 131H8V129H7ZM31 131V130H30ZM33 131V130H32ZM43 131V130H42ZM59 131V130H58ZM144 131V130H143ZM153 131V130H152ZM202 131V130H201ZM218 131V130H217ZM231 131V130H230ZM49 132V131H48ZM69 132V131H68ZM74 132V131H73ZM138 132V131H137ZM210 132H211V130H210ZM224 132V131H223ZM28 133V132H27ZM32 133V132H31ZM55 133V132H54ZM62 133V132H61ZM202 133V132H201ZM215 133H216V131H215ZM218 133V132H217ZM226 133V132H225ZM30 134V133H29ZM50 134V133H49ZM56 134H58V133H56ZM82 134V133H81ZM219 134V133H218ZM228 134V133H227ZM4 135V134H3ZM30 135H32V134H30ZM30 135H29V137H30ZM34 135V134H33ZM32 135V136H33ZM68 135V134H67ZM66 135V136H67ZM133 135V134H132ZM248 135V134H247ZM1 136V135H0ZM10 136V135H9ZM27 136V135H26ZM31 136V138H33ZM55 136H57V135H55ZM71 136V135H70ZM70 136H68V137H70ZM95 136V135H94ZM217 136V135H216ZM219 136L220 135H218L217 136V138H219ZM227 136V135H226ZM20 137V136H19ZM29 137H28V139L26 138H24V140H30L29 139ZM35 137V136H34ZM44 137V136H43ZM58 138H59V135L57 136ZM99 137H100V135H99ZM130 137V136H129ZM228 137V136H227ZM2 138V137H1ZM56 138V137H55ZM60 138H61V136H60ZM62 138H64V134H63V136H62ZM66 138V137H65ZM201 138H202V136H201ZM229 138V137H228ZM4 139V138H3ZM43 139V138H42ZM197 139V138H196ZM6 140H7V138H6ZM31 140H33V139H31ZM59 140V139H58ZM63 140V139H62ZM69 140V139H68ZM91 139H86V138H82L81 139V143H82V145L81 146H83L84 144H86V143H88L89 141H90ZM100 140V139H99ZM104 140V139H103ZM230 140V139H229ZM248 141V140H247ZM27 142V141H26ZM47 142V141H46ZM53 142V141H52ZM58 142V141H57ZM68 142V141H67ZM122 142V141H121ZM228 142V141H227ZM29 143H30V141H29ZM45 143V142H44ZM73 143H74V141H73ZM79 144H81L80 142H78ZM92 143V142H91ZM90 143V144H91ZM94 143V142H93ZM0 144H2V143H0ZM4 144V143H3ZM10 144V143H9ZM41 144V143H40ZM48 144H49V142H47V146L45 147L46 148V150L48 149V147H49V149H52L53 147L51 146H48ZM51 144V143H50ZM64 144V143H63ZM69 144V143H68ZM89 144V145H90ZM200 144V143H199ZM225 144V143H224ZM44 145H46V143L44 144ZM61 145V144H60ZM65 145V144H64ZM104 145V144H103ZM164 145V144H163ZM2 146V145H1ZM43 146V145H42ZM79 146V145H78ZM88 146V145H87ZM4 147V146H3ZM9 147V146H8ZM20 147V146H19ZM23 147V146H22ZM26 146H24V148H25ZM44 147V146H43ZM42 147V148H43ZM58 147H59V144H58ZM67 147V146H66ZM80 147V146H79ZM86 147V146H85ZM91 147V146H90ZM104 147V146H103ZM2 148V147H1ZM0 148V149H1ZM28 148H30V146L28 147ZM40 148V147H39ZM56 148V147H55ZM62 148V147H61ZM70 148V147H69ZM73 148V147H72ZM71 148V149H72ZM75 148H77V146H75ZM96 148V147H95ZM100 147H98V149H99ZM183 148V147H182ZM41 149V148H40ZM78 150H82V148L80 147V149L79 148H77ZM91 149H92V147H91ZM90 149V150H91ZM191 149V148H190ZM189 149V150H190ZM229 149V148H228ZM16 150V149H15ZM19 150V149H18ZM26 150V149H25ZM56 150V149H55ZM54 150V151H55ZM67 150H69L68 148H67ZM88 150V149H87ZM168 150V149H167ZM176 150V149H175ZM2 151V150H1ZM10 151V150H9ZM28 151V150H27ZM31 151V150H30ZM47 151H49V150H47ZM71 151V150H70ZM94 151V152H93ZM170 151V150H169ZM171 151H173V150H171ZM177 151V150H176ZM194 151V150H193ZM218 151H220V150H218ZM217 151V152H218ZM223 151V150H222ZM4 152V151H3ZM11 152V151H10ZM9 152V153H10ZM15 152V151H14ZM37 152H38V149H37ZM51 152H52V150H51ZM83 152V151H82ZM92 154H91V160H90V163L88 162V163H85L84 162V159L83 158H78L77 160H76V165H74L73 167H71L70 169H67V168H65V167H67V166H65L64 164H67V163H64L63 165L65 166L64 168H60V170H61V178H60V180H58L59 178H57L56 179V181L58 180L59 181V187H54L53 185H46L45 184V186H44V188L41 190V191H39L38 193H37V195H38V197H37V199L39 200V203H40V205L43 207V209L45 210V212H47V214H48V216L46 215V217H48L49 219H50V225L48 226V229L50 230V231H53V232H57L56 233V235H55V238L53 239V242L52 241H49V239L48 238H46V242H45V244L47 243V244H55L56 242V240H57V238L58 237H60V236H62V235H66L67 233H69V237L67 238V242H69V244H71L72 246H73V248H71V249H73V251H77V256L76 257H67V259L69 260V264H90V262L89 261H91L90 260V258H92L93 256H95V255H97V251L101 248L102 249V242H103V239H104V237H107L109 234H111V235H119V234H121V233H123V231L121 232V230H120V227H121V225H122V223H124L125 222V224H124V226L126 227V229H127V231H128V233H129V235L131 236V237H129V238H132L133 240L132 241H134V242H136V243H142V245L144 246V244L143 243H145L146 244V241L145 240H147L146 238H145V232H146V230H147V225H146V223L148 222H145V220H149L148 218L146 219V218H143V217H141V215L143 216V214H142V212H139V211H134L133 209L136 207H138L137 206V204L135 205V203H134V200H133V194H131L132 192L131 191H127V190H124V189H122L121 190V188H119L118 190L119 191H117L116 192V190H115V195H114V197H112V198H110V199H101V197H100V199L97 197L98 195H99V193H97V186H94V185H92V182H93V179L94 180H96L95 178H97V180H98V177L96 176L95 178H93L91 175H88L87 173H89V172H93L95 169H97L98 167H97V161L99 162L100 160H104V159H102L101 158V155L100 154H97V149H95V150H92ZM209 152H212V150L211 151H209ZM0 153H2V152H0ZM5 153V152H4ZM40 153H41V151H40ZM53 153V152H52ZM55 153V152H54ZM74 153V152H73ZM77 153V152H76ZM75 153V154H76ZM78 153H80V152H78ZM220 153H221V151H220ZM224 153V152H223ZM237 153V152H236ZM16 154V153H15ZM18 154V153H17ZM42 154V153H41ZM50 154V153H49ZM88 154V153H87ZM222 154V153H221ZM1 155H3V154H1ZM11 155V154H10ZM26 155V154H25ZM43 155V154H42ZM82 155V154H81ZM84 155V154H83ZM89 155V154H88ZM208 155V154H207ZM215 155V154H214ZM222 155H224V154H222ZM237 155V154H236ZM21 156V155H20ZM44 156V155H43ZM42 156V157H43ZM50 156V155H49ZM49 156H47L46 155V157L48 158ZM63 156V155H62ZM108 155H106V157H107ZM125 156V155H124ZM211 156V155H210ZM217 156V155H216ZM11 157V156H10ZM27 157V156H26ZM32 157V156H31ZM41 157V158H42ZM103 157V156H102ZM105 157V158H106ZM192 157V156H191ZM212 157V156H211ZM12 158V157H11ZM24 157H22V159H23ZM53 158V157H52ZM60 158V157H59ZM77 158V157H76ZM75 157H74V159H76ZM45 159V158H44ZM73 159V160H74ZM24 160V159H23ZM29 161H30V159H28ZM49 160V159H48ZM58 160V159H57ZM193 160V159H192ZM72 161V160H71ZM110 161V160H109ZM74 162V161H73ZM101 162V161H100ZM104 162V161H103ZM106 162H108L107 160H106ZM111 162V161H110ZM109 162V163H110ZM220 162V161H219ZM12 163V162H11ZM49 163V162H48ZM53 163V162H52ZM244 163V162H243ZM51 164V163H50ZM20 165V164H19ZM56 165V164H55ZM61 165L62 164H60V166L59 167H61ZM225 165V164H224ZM14 166V165H13ZM101 166H102V164H101ZM110 166H114V165H110ZM125 166H127V165H125ZM46 167V166H45ZM58 167V168H59ZM115 167V166H114ZM55 168H57V167H55ZM54 168V169H55ZM228 168V167H227ZM100 169V168H99ZM105 170V169H104ZM200 170V169H199ZM54 171V170H53ZM55 171H57V170H55ZM101 171V170H100ZM113 171H114V168H113ZM230 171V170H229ZM59 172V171H58ZM58 172H57V174H58ZM95 172V171H94ZM102 172V174L105 172V171H101ZM112 172V171H111ZM110 172V173H111ZM147 172V171H146ZM231 172V171H230ZM56 173V172H55ZM33 174V173H32ZM56 174V175H57ZM95 174H96V172H95ZM101 174V173H100ZM30 175V174H29ZM56 175H53V179L54 178H56ZM60 174H58V176H59ZM34 176V175H33ZM55 176V177H54ZM57 176V177H58ZM99 176V175H98ZM104 176H105V174H104ZM241 176V175H240ZM107 177H108V175H107ZM110 177H112L111 175H110ZM115 177H118V176H116L115 175ZM120 178V177H119ZM126 178V177H125ZM129 178V177H128ZM150 178V177H149ZM16 179V178H15ZM14 179V180H15ZM127 179V178H126ZM158 179V178H157ZM249 179V178H248ZM9 180V179H8ZM13 180V181H14ZM101 181H102V179H100ZM109 180H112V179H109ZM118 180V179H117ZM120 180V179H119ZM11 181V180H10ZM12 181V182H13ZM16 181V180H15ZM53 181V180H52ZM57 181V182H58ZM105 181V180H104ZM107 181V180H106ZM120 181H122V180H120ZM240 181V180H239ZM12 182H10V183H12ZM21 182V181H20ZM25 182V181H24ZM53 182H55V179H54V181ZM191 182V181H190ZM198 182V181H197ZM45 183V182H44ZM56 183V182H55ZM122 183V182H121ZM126 183H127V181H126ZM136 183V182H135ZM193 183V182H192ZM200 183V182H199ZM8 184V183H7ZM16 184H18L17 182H16ZM20 184V183H19ZM25 184V183H24ZM23 184V185H24ZM43 184V183H42ZM95 184V183H94ZM123 184V183H122ZM142 184V183H141ZM188 184V183H187ZM197 184V183H196ZM100 185H102V184H100ZM106 185V184H105ZM114 185H116L115 183H114ZM133 185V184H132ZM170 185V184H169ZM191 185V184H190ZM21 186V185H20ZM27 186V185H26ZM25 186V187H26ZM30 186V185H29ZM109 186V187H108ZM113 186V185H112ZM119 186V185H118ZM117 186V187H118ZM186 186V185H185ZM192 186H193V184H192ZM22 187V186H21ZM33 187V186H32ZM103 188H104V185L102 186ZM101 187V188H102ZM107 187L108 188H110L111 187V185H107ZM107 187H105V189L107 188ZM148 187V186H147ZM161 187V186H160ZM159 187V188H160ZM165 188H166V186H164ZM163 187V188H164ZM234 187V186H233ZM31 188V187H30ZM101 188H100V190H101ZM28 189V188H27ZM34 189V188H33ZM99 189V188H98ZM104 189V190H105ZM160 189H162V188H160ZM28 190H30V189H28ZM140 190H141V188H140ZM151 190V189H150ZM235 190V189H234ZM256 190H258V189H256ZM31 191V190H30ZM106 191H107V189H106ZM112 191H113V189H112ZM146 191H147V189H146ZM173 191V190H172ZM194 191H196V190H194ZM199 191V190H198ZM236 191H239V190H236ZM32 192V191H31ZM35 192V191H34ZM111 191H109L108 193H110ZM129 192H131V193H129ZM168 192H171V190L170 191H168ZM175 192V191H174ZM114 193V192H113ZM134 193V192H133ZM136 193V192H135ZM197 193V192H196ZM200 193H202L201 191H200ZM226 193H228V192H226ZM98 194V195H97ZM142 193H140V195H141ZM145 194H147V193H145ZM158 194V193H157ZM156 194V195H157ZM172 194H174L173 192H172ZM205 194V193H204ZM28 195V194H27ZM33 195V194H32ZM36 195V194H35ZM34 195V196H35ZM112 195V194H111ZM138 195H139V193H138ZM147 195H149V194H147ZM191 195V194H190ZM261 195V194H260ZM100 196H103V194L101 195L100 194ZM107 195H105V197H106ZM110 196V195H109ZM142 196V195H141ZM155 196V195H154ZM159 197H160V195H158ZM163 197H165L164 195H162ZM162 196L160 197V198H162ZM170 196H173V195H170ZM210 196V195H209ZM21 197H23V196H21ZM104 197V198H105ZM140 197V196H139ZM143 197V196H142ZM199 197V196H198ZM25 198V197H24ZM29 198V197H28ZM35 198V197H34ZM98 198V199H97ZM146 198H147V196H146ZM157 198V197H156ZM160 198L158 199V200H160ZM173 199H174V197H172ZM201 198V197H200ZM234 198V197H233ZM26 199V198H25ZM141 199V198H140ZM143 199H144V197H143ZM172 199V200H173ZM237 199V198H236ZM144 200H146V199H144ZM148 200V199H147ZM149 200H151V199H149ZM157 199H156V201H158ZM162 200H164V199H162ZM167 200V199H166ZM175 200V199H174ZM173 200V201H174ZM27 201H28V199H27ZM144 202V201H143ZM166 202V201H165ZM222 202V201H221ZM26 203H31V201L30 202H26ZM158 203H159V201H158ZM169 203H171V202H169ZM178 203V202H177ZM138 204L140 205V204H142L141 202L139 203L138 202ZM148 204H149V202H148ZM221 204V203H220ZM257 204V203H256ZM142 205H147V204H142ZM152 205V204H151ZM155 206V205H154ZM168 206H169V204H168ZM175 206H177V205H175ZM31 207H34V204H31ZM39 207V206H38ZM139 207H141V206H139ZM165 205H164V209H165ZM172 207H173V205H172ZM211 207V206H210ZM30 208V207H29ZM146 208V207H145ZM167 208V207H166ZM212 208V207H211ZM210 208V209H211ZM19 209V208H18ZM22 208L20 207V210H21ZM164 209H163V212H164ZM256 209V208H255ZM152 210V209H151ZM167 210H168V208H167ZM29 211V210H28ZM141 211H143V210H141ZM145 211H146V209H145ZM149 211H150V209H149ZM148 211V212H149ZM171 210L169 209V211L168 212H170ZM173 211H174V208H173ZM29 212H31L32 213V211H29ZM43 212V211H42ZM145 213V212H144ZM164 213H166V210H165V212ZM37 214V213H36ZM154 214V213H153ZM169 214H172V211L169 213ZM168 214V215H169ZM45 215V214H44ZM151 215V214H150ZM167 215V216H168ZM145 216V215H144ZM161 215H159V217H160ZM170 216V215H169ZM172 216V215H171ZM170 216V217H171ZM146 217H148V216H146ZM152 217V216H151ZM150 217V218H151ZM154 217V216H153ZM155 217L157 218V215L155 214ZM23 218V217H22ZM25 218V217H24ZM162 218V217H161ZM173 218H175V216H174V214H173ZM172 218V219H173ZM124 220L123 222H122V220ZM160 219V218H159ZM32 220V219H31ZM30 220V221H31ZM97 220L102 224V226H103V228H104V230L102 231V233L101 232H98L97 231ZM163 220V219H162ZM180 220V219H179ZM173 221V220H172ZM33 222V221H32ZM36 222H37V220H36ZM41 222V221H40ZM46 222V221H45ZM75 222H77V225L76 224H74ZM122 222V223H121ZM151 222H152V220H151ZM167 222V221H166ZM39 223V222H38ZM42 223V222H41ZM165 223V222H164ZM172 223V222H171ZM20 224V223H19ZM162 224V223H161ZM178 224V223H177ZM182 224H184V223H182ZM22 225V224H21ZM23 225H25L26 226V229L27 230H30L31 229V225H29L28 223H25L24 222V224ZM23 225H22V228H23ZM76 225V226H75ZM45 226V225H44ZM179 226V225H178ZM182 226V225H181ZM189 226H191V225H189ZM21 227V226H20ZM172 227V226H171ZM184 227H186V226H184ZM193 227V226H192ZM21 228V229H22ZM149 228V227H148ZM151 228V227H150ZM170 228V227H169ZM183 228V227H182ZM191 228V227H190ZM201 228V227H200ZM14 229V228H13ZM152 229V228H151ZM150 229V230H151ZM155 229V228H154ZM185 229H187V227L185 228ZM123 230V229H122ZM156 230V229H155ZM161 230V229H160ZM164 230V229H163ZM163 230H161V232H163ZM26 231V230H25ZM167 231V230H166ZM20 232V234H21V236L22 237H25L26 236V234L24 233V231H23V229L22 230H20L19 231ZM18 232V233H19ZM158 232H159V230H158ZM201 231L200 230H196V231H194V233L195 234H197L198 235V233H200ZM153 233V232H152ZM17 234V233H16ZM33 234V233H32ZM156 234V233H155ZM154 234V235H155ZM202 234V233H201ZM200 234V235H201ZM18 235V234H17ZM68 235V234H67ZM151 235V234H150ZM166 235V234H165ZM168 235V234H167ZM180 236L181 235H183V234H179ZM199 235V236H200ZM28 236V235H27ZM121 236H122V234H121ZM169 236H170V234H169ZM177 236V235H176ZM195 236V235H194ZM29 237V236H28ZM66 237V236H65ZM148 237H149V235H148ZM163 237V236H162ZM179 237V236H178ZM128 238V242H130V239ZM154 238V237H153ZM61 239V238H60ZM152 239V238H151ZM158 239V238H157ZM28 240V239H27ZM148 240H149V238H148ZM29 241V240H28ZM156 241L157 240H155V243H156ZM171 241H172V239H171ZM158 242V241H157ZM27 243V242H26ZM26 243H25V245H26ZM34 243V242H33ZM46 244V245H47ZM53 244V245H54ZM116 244V243H115ZM130 244H132V243H129V245ZM148 244V243H147ZM23 245L24 244H22V246L21 247H23ZM62 242L60 243V242H58V244H57V248L58 249H60L61 247H62ZM68 245V244H67ZM66 245V246H67ZM47 246H49V245H47ZM65 246V245H64ZM64 246H63V248H64ZM117 246V245H116ZM133 246V245H132ZM138 246V245H137ZM136 246V247H137ZM153 246H155V245H153ZM171 246V245H170ZM19 247V246H18ZM20 247V248H21ZM69 247V246H68ZM100 247V248H99ZM111 247V246H110ZM114 247V246H113ZM131 247V246H130ZM162 247V246H161ZM163 247H165V246H163ZM162 247V249H164ZM33 248H35V247H33ZM38 248V247H37ZM49 248V247H48ZM67 248V247H66ZM104 248V247H103ZM118 248V247H117ZM121 248V247H120ZM174 248H175V246H174ZM176 248H177V246H176ZM188 248H189V246H188ZM190 248H191V246H190ZM12 249V248H11ZM70 249V250H71ZM130 249V248H129ZM134 249H136V248H134ZM134 249H132V250H134ZM143 250H140V253L138 252V254H140L139 255V259H137V260H133V261H131V259H130V254L127 252V251H125V250H120L119 251V254H120V256H119V260L118 261H120V263L121 264H165V263H163V261L161 262L160 260L161 259H159V256H158V248L157 249H155V248H151V247H149V248H142ZM161 248H159V250H160ZM179 249V248H178ZM195 249V248H194ZM198 249V248H197ZM196 249V250H197ZM53 250V249H52ZM65 250V249H64ZM112 250H114V252H116L115 251V249H112ZM169 250V249H168ZM37 251V250H36ZM42 251V250H41ZM40 251V252H41ZM54 251V250H53ZM67 251V250H66ZM65 251V252H66ZM106 251H108V250H106ZM137 251V250H136ZM183 251V250H182ZM199 251H201V250H199ZM43 252V251H42ZM44 252H45V250H44ZM98 252H102V253H100V254H102L103 255V251L101 250V251H98ZM188 252V251H187ZM46 253V252H45ZM135 253V252H134ZM182 253H184V252H182ZM190 253V252H189ZM198 253V252H197ZM200 253V252H199ZM107 254H108V252H107ZM117 254V253H116ZM162 254H164V253H162ZM193 254H195L194 252H193ZM193 254H191V256L193 255ZM45 255V254H44ZM175 255V254H174ZM190 255V254H189ZM164 256H166V255H164ZM184 256V255H183ZM190 256V257H191ZM200 255H198V257H199ZM31 257V256H30ZM41 257V256H40ZM46 257V256H45ZM105 257V256H104ZM196 257V256H195ZM110 258V257H109ZM169 258V257H168ZM168 258H167V261H168ZM188 258V257H187ZM192 258V257H191ZM194 258V257H193ZM35 259V258H34ZM42 260H43V258H41ZM48 259V258H47ZM205 259V258H204ZM11 260H12V258H11ZM36 260V259H35ZM172 260V259H171ZM208 260V259H207ZM45 261V260H44ZM29 262V261H28ZM201 262V261H200ZM203 262V261H202ZM35 263V262H34ZM40 263V262H39ZM51 263V262H50ZM191 263H193V262H191ZM213 263H214V261H213ZM13 264H15V263H13ZM41 264H44L43 262L41 263ZM168 264H171V262L169 263L168 262ZM183 264V263H182ZM218 264V263H217ZM221 264V263H220Z\"/></svg>",
	"mask_w": 264,
	"mask_h": 264
}]
</instances>
